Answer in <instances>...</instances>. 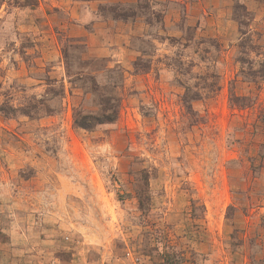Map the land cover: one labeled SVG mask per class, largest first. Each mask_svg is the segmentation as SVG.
Returning <instances> with one entry per match:
<instances>
[{
  "label": "rangeland",
  "instance_id": "rangeland-1",
  "mask_svg": "<svg viewBox=\"0 0 264 264\" xmlns=\"http://www.w3.org/2000/svg\"><path fill=\"white\" fill-rule=\"evenodd\" d=\"M0 264H264V0H0Z\"/></svg>",
  "mask_w": 264,
  "mask_h": 264
},
{
  "label": "trees",
  "instance_id": "trees-1",
  "mask_svg": "<svg viewBox=\"0 0 264 264\" xmlns=\"http://www.w3.org/2000/svg\"><path fill=\"white\" fill-rule=\"evenodd\" d=\"M109 102L106 103L108 105ZM119 117V111L115 108L111 110L110 114L106 112L102 116H95V115H78L75 118V125L79 128H83L86 130H91L98 124H103L106 122H114ZM148 176H144L142 181H144V185L139 189L138 198L140 199V209L144 210V205L147 201L146 198V188L148 186Z\"/></svg>",
  "mask_w": 264,
  "mask_h": 264
}]
</instances>
